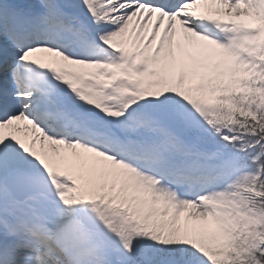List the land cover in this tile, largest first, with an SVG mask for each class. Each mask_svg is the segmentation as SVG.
I'll list each match as a JSON object with an SVG mask.
<instances>
[{"label": "snow or ice", "instance_id": "6c2138e0", "mask_svg": "<svg viewBox=\"0 0 264 264\" xmlns=\"http://www.w3.org/2000/svg\"><path fill=\"white\" fill-rule=\"evenodd\" d=\"M0 264H264V0H0Z\"/></svg>", "mask_w": 264, "mask_h": 264}]
</instances>
